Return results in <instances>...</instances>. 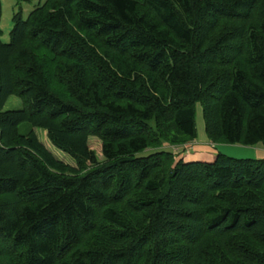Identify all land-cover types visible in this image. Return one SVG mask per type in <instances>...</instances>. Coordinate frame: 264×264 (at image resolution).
Returning <instances> with one entry per match:
<instances>
[{
    "label": "trees",
    "instance_id": "obj_1",
    "mask_svg": "<svg viewBox=\"0 0 264 264\" xmlns=\"http://www.w3.org/2000/svg\"><path fill=\"white\" fill-rule=\"evenodd\" d=\"M1 18L0 264H264V160L165 150L198 103L213 144L264 146V0H46L9 43Z\"/></svg>",
    "mask_w": 264,
    "mask_h": 264
},
{
    "label": "rangeland",
    "instance_id": "obj_2",
    "mask_svg": "<svg viewBox=\"0 0 264 264\" xmlns=\"http://www.w3.org/2000/svg\"><path fill=\"white\" fill-rule=\"evenodd\" d=\"M45 1L46 0H2V18H1L2 41L4 43L10 42V33L14 25L13 17L15 13H18V12L21 13L23 18L26 19L32 10H34L40 4H43ZM21 108H22L21 100L17 96H11L7 100L3 110L11 111V110H18ZM195 120H196V129H197V138L194 142L196 143L197 146H202V147L209 146V144L212 142L210 141L208 134L206 132L204 111H203V106L201 103H198L196 105ZM30 129H31V126L28 123H24L20 125L19 127L21 134H26L27 132H29ZM32 130L35 131L41 143H43L47 147V149L51 153H53V155L56 158L60 159L61 161H64L65 163L69 165L76 166V162L74 159H72L69 155L63 153L59 149H57L52 144V142L49 140L48 133L46 131H43L38 128H33ZM88 145L90 149L93 150L97 154L98 161L100 163L105 162L106 159L103 156L102 142L100 141V139L97 137H90L88 139ZM223 145H227V144H213L212 143L213 149L212 148L210 149L208 147L209 153L214 154L213 152H216L217 154H220L219 147ZM227 146L230 147L231 145H227ZM191 147H192L191 144H186L184 146H178V147L170 146L169 148H165V150L173 151L175 154H177V158H180L181 156L180 154L183 153L182 155H184V157L186 158V154H188V152L190 153L193 151ZM214 148H216L217 150ZM147 154H149V151H146L144 153V155H147Z\"/></svg>",
    "mask_w": 264,
    "mask_h": 264
},
{
    "label": "crops",
    "instance_id": "obj_3",
    "mask_svg": "<svg viewBox=\"0 0 264 264\" xmlns=\"http://www.w3.org/2000/svg\"><path fill=\"white\" fill-rule=\"evenodd\" d=\"M192 145V152H188L186 154V159L190 161L197 160H206L211 161L214 159L216 152L214 154L209 153V148L213 149L212 143L209 146H197L195 142L190 143ZM211 145V147H210ZM209 147V148H208ZM216 149V148H214ZM217 150V149H216ZM220 154L228 155L229 157L236 159H255V160H264V146H256V147H245L241 145H231L228 147L227 145H223L219 147ZM197 156V157H195ZM189 157V159H188Z\"/></svg>",
    "mask_w": 264,
    "mask_h": 264
}]
</instances>
